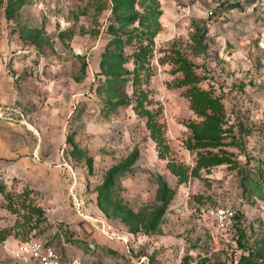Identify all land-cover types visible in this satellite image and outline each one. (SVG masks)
I'll return each mask as SVG.
<instances>
[{
	"label": "rangeland",
	"instance_id": "1",
	"mask_svg": "<svg viewBox=\"0 0 264 264\" xmlns=\"http://www.w3.org/2000/svg\"><path fill=\"white\" fill-rule=\"evenodd\" d=\"M213 1L0 0V264H264V5Z\"/></svg>",
	"mask_w": 264,
	"mask_h": 264
},
{
	"label": "built area",
	"instance_id": "2",
	"mask_svg": "<svg viewBox=\"0 0 264 264\" xmlns=\"http://www.w3.org/2000/svg\"><path fill=\"white\" fill-rule=\"evenodd\" d=\"M223 0H214V6L219 5ZM260 3L264 5V1L260 0ZM213 13L212 9L208 10V14L211 15ZM15 108H11L9 106L2 107L0 106V118L5 119L4 113L6 110H14ZM15 111V110H14ZM71 174L74 177V173L71 170ZM75 181L72 183L71 194L74 198V204L79 207L80 202L75 194L72 193L73 188L75 189ZM79 215L91 221L96 229H98L101 233H103L109 239H116L123 243L128 249L130 240L133 238L129 232H118L115 228L109 224L102 217L93 214L82 213L78 211ZM233 215V208L230 205H225L221 207L209 208L207 210L206 216L213 217L219 224H223ZM18 251L20 255L23 257H27L29 259H33L37 264H63V260L61 254L55 249L52 244H45L39 241L38 239H29L28 241L20 242ZM74 263L76 261L74 260Z\"/></svg>",
	"mask_w": 264,
	"mask_h": 264
},
{
	"label": "trees",
	"instance_id": "3",
	"mask_svg": "<svg viewBox=\"0 0 264 264\" xmlns=\"http://www.w3.org/2000/svg\"><path fill=\"white\" fill-rule=\"evenodd\" d=\"M147 1H150V0H147ZM151 1H153L155 3L157 2V0H151ZM146 13H149V12H146ZM154 13H156V12H154ZM139 16H140L139 13H138V15H133V16L129 17L128 19H124L123 20V23L126 24V25L127 24H132V23H134L139 18ZM146 21L149 22L147 24V26L148 27L151 26V28L153 27V29H152V31H150V35H148V36H147V32H149V28H146V31L144 32V35H143L142 32L139 33L141 35H138V37H141L139 39V41H138L139 45H138L137 49L132 52L133 61H136L137 63H140L141 61L145 60L147 57H150L151 56V54H152V46L151 45L153 43V40L152 39L154 38L155 34L157 33V27L151 25L150 17ZM119 59L122 60V62H123V61H127L128 57H126V56H119L118 57V60ZM114 170L115 169L109 170L108 175H107V178H106V181H105V183L103 184V186L99 190L98 198H97V204L99 206H102V203L104 201H106V199H107V197L109 195V192H110V190L112 188V173L114 172ZM163 209L164 208L162 207L160 209V212ZM160 212H157L153 216V218L151 220L152 222L157 219V216L160 214ZM130 234L132 235V233H130ZM2 239H4V238L2 237ZM28 240L29 239L23 240V241H20V242H24V241H28Z\"/></svg>",
	"mask_w": 264,
	"mask_h": 264
},
{
	"label": "water",
	"instance_id": "4",
	"mask_svg": "<svg viewBox=\"0 0 264 264\" xmlns=\"http://www.w3.org/2000/svg\"><path fill=\"white\" fill-rule=\"evenodd\" d=\"M264 1V0H263Z\"/></svg>",
	"mask_w": 264,
	"mask_h": 264
}]
</instances>
